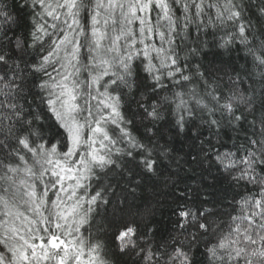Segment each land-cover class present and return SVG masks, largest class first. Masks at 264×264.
<instances>
[{
	"label": "snow or ice",
	"instance_id": "6c2138e0",
	"mask_svg": "<svg viewBox=\"0 0 264 264\" xmlns=\"http://www.w3.org/2000/svg\"><path fill=\"white\" fill-rule=\"evenodd\" d=\"M206 6L216 10L215 19ZM8 7L0 0V264H92L82 259L85 248L92 256L106 246L67 237L93 222L112 228L121 255L135 251L144 264H194L185 248L215 235L216 202L207 207V198L198 201L191 188L177 190L172 231L155 250L147 238L155 230L145 225L147 236H141L135 222L151 215L141 213L138 193L158 195L161 183L178 187L184 164L203 171L215 166L235 190L228 230L206 248L209 264H264V0H93L91 6L24 0L19 7L29 9L30 24L19 34L5 27L19 23ZM209 27L225 30L220 43L215 33L212 41L201 40ZM210 43L245 50V75L229 76L231 87L223 91V77L216 76L221 68L202 61ZM248 57L259 70L258 94L251 84L242 87L252 78ZM194 81L211 88L206 95L213 107L196 99L195 86L183 91ZM185 95L213 118L202 121L207 138L202 128L193 130L196 154L181 162L167 141L152 137L173 104L177 136L193 122L196 108ZM133 102L129 118L125 109ZM225 123L235 133L230 145L220 136ZM53 126L63 130L57 143L48 134Z\"/></svg>",
	"mask_w": 264,
	"mask_h": 264
},
{
	"label": "trees",
	"instance_id": "16d2710c",
	"mask_svg": "<svg viewBox=\"0 0 264 264\" xmlns=\"http://www.w3.org/2000/svg\"><path fill=\"white\" fill-rule=\"evenodd\" d=\"M85 2L88 3L89 6H91L93 0H85ZM208 2L209 0H205L206 5L208 4ZM211 2H216V0H211ZM219 2L222 4L223 0H219ZM245 2L247 3V0H245ZM5 3L9 6L8 11L13 16H16L19 21L18 25H5V27H11L17 34L23 32L25 28L30 24L29 9L25 8L21 10L19 7V5L24 3V0H5ZM205 11L213 19H215V9L209 10L206 6ZM252 11L254 12L255 9H252ZM177 14L179 15V11H177ZM81 16L86 17L87 13L82 11ZM204 20L205 22H207L208 15L204 17ZM227 30L230 31L231 28H228ZM207 31L208 35L206 37L201 34V40L207 39L208 41H212L213 33H215V39L218 44L221 42L220 37L225 35L224 29H213L209 27ZM9 35H11V33H9ZM192 35H196V30L194 27L192 29ZM201 55L202 61L206 66L211 63L221 68V71L219 73H216L217 77H223V80L219 83L220 91L225 90V85L231 87V85L228 83L229 76H231L234 80L236 78L237 71H240V69L245 65V50L243 46H238L235 50L229 52L225 48H220L210 43L208 47L203 49ZM193 62L195 63V61ZM246 70L248 73L252 74V78L250 80H246L242 87L244 89H248L249 85L251 84L258 94L261 88V80L260 77L256 75L259 70L253 67L251 57H248ZM240 75L241 77H243L245 73L243 71H240ZM193 86L196 87V99H203L205 103H208L209 108L213 107L211 98L206 95L208 91H211V88H206L202 82L194 81L192 85H186L183 91H188V89H191ZM142 91L143 89L136 92V99L140 98V93ZM174 91L182 90L175 89ZM165 94L166 93H161V95ZM183 98L188 102V105L190 107L196 108V115L193 118V122L190 123L188 127H186L185 132L180 133V135L177 136L176 132L178 131V129H173L171 127L176 118L172 115V109H175V104H173L171 106V109L164 110L165 119L157 124V135L155 137H152L153 140L159 138V143L161 145H165V142L167 141L166 146L176 149L173 155L179 156L181 158V162L185 158L191 160V157L196 154L194 150L190 151V146L193 144V130L198 127L202 128L203 138H207L209 136L208 128L206 125H202V121L213 118L209 115L207 109L201 110L199 106L194 104V99L191 95H185ZM0 99H3L2 94H0ZM28 100L31 102L33 100V97L29 96ZM176 103H179V99H177ZM38 104L39 100L37 99L35 103L32 104V107L35 108ZM135 107V102H133L130 106V110L127 108L125 109L129 118H132V111L135 110ZM178 115L179 112L177 110V116ZM214 118L220 120L221 116L219 113H217ZM136 122L137 126H139V116L136 117ZM62 131V129H59L56 126L51 127V130L48 133L51 137V143H57V141L61 139ZM140 131H142V129H140ZM212 131L213 133H215L217 130L213 128ZM161 135L163 138H160ZM234 135L235 133H233L231 129L226 127V123L225 125H222L220 136L224 141H227L229 145L231 143L230 137ZM0 139H2V137H0ZM211 139L213 143H215L217 137L213 135ZM239 142L240 141L238 140L237 143ZM195 143L198 145L199 139H197ZM64 150L66 149H60L58 146V151ZM221 151H223V149H221ZM171 171L174 176L177 175L175 163H173ZM178 177V187L172 184H169L168 187H164L163 183H161L159 186L158 195H154L147 191L138 193L140 199L137 200L136 203L140 204L141 213H143L145 209H147L150 211L151 215L144 216L143 219L136 217L135 222L141 228V236H147V230L144 227L145 225H147V228H152L155 230L153 235L147 237L149 239V242L153 243L155 250V246L164 243L165 239L168 238L169 233L172 231V221L174 217L172 216L171 204L177 190L184 191L186 188H191L192 195L196 197L198 201H203L205 197L207 198L208 203L207 205H205L207 207H213V202H216L219 211H216L215 215L213 217H210V219L215 222V226L217 227L215 235H210L207 242H205V240L201 238L199 240L198 246L188 245L185 248V251H188L189 255L193 259L194 264H209V258L206 252V248L208 245L216 243L218 237L227 232L228 227L231 223L230 218L235 214L232 212V209L229 206V202L232 200L233 195L235 194V190L230 188L225 180L218 177L217 169L215 166L206 171H203L195 166L189 168L188 165L184 164L182 165L181 170L178 172ZM0 187H5V185L0 183ZM50 195L53 194L50 193ZM53 198H55L54 195ZM2 211L3 209L0 208V219H3ZM132 219L133 218L129 216L125 218V221L130 223L132 222ZM102 228H106L107 233L105 234L104 232H101L98 235V229ZM2 231V228H0V234H2ZM111 231V227L93 222L91 227H89V225H82L79 233H76L74 236L67 237V239H76L77 237H82L86 244L88 243L89 239H91L92 243H96L97 241L102 242L106 247L102 248L98 253H93L92 256L88 255L87 247L84 250L82 259H84L85 261L94 259V264H101L102 261H108L109 264H144L143 257H138L135 251H128L122 255L119 254L118 248H114L113 246ZM73 264H75V261H73Z\"/></svg>",
	"mask_w": 264,
	"mask_h": 264
},
{
	"label": "rangeland",
	"instance_id": "374dc122",
	"mask_svg": "<svg viewBox=\"0 0 264 264\" xmlns=\"http://www.w3.org/2000/svg\"><path fill=\"white\" fill-rule=\"evenodd\" d=\"M88 261V260H87ZM92 264H94V259L92 260Z\"/></svg>",
	"mask_w": 264,
	"mask_h": 264
}]
</instances>
